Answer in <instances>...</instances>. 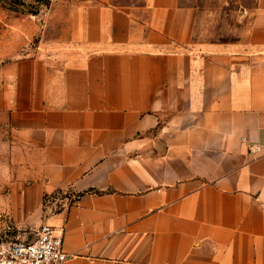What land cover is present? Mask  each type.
<instances>
[{
  "label": "crops",
  "instance_id": "0c3cea01",
  "mask_svg": "<svg viewBox=\"0 0 264 264\" xmlns=\"http://www.w3.org/2000/svg\"><path fill=\"white\" fill-rule=\"evenodd\" d=\"M238 2L218 41L181 0L71 1L60 53L5 71L14 226L62 229L63 264H264V0Z\"/></svg>",
  "mask_w": 264,
  "mask_h": 264
},
{
  "label": "rangeland",
  "instance_id": "374dc122",
  "mask_svg": "<svg viewBox=\"0 0 264 264\" xmlns=\"http://www.w3.org/2000/svg\"><path fill=\"white\" fill-rule=\"evenodd\" d=\"M73 0H0V100L3 99L6 81L12 82V71L24 60L47 58L59 54L66 30L62 27L67 6ZM118 4L136 3L140 0H113ZM249 0H244L247 2ZM183 4L197 5L204 9L199 13L195 26L197 40H234L241 26L238 19V0H181ZM24 65V66H23ZM9 79V80H8ZM0 229L3 219H11L1 208ZM6 216V217H5ZM10 232L11 236L22 231H35L25 227ZM29 237H32V235Z\"/></svg>",
  "mask_w": 264,
  "mask_h": 264
},
{
  "label": "built area",
  "instance_id": "2783aa9c",
  "mask_svg": "<svg viewBox=\"0 0 264 264\" xmlns=\"http://www.w3.org/2000/svg\"><path fill=\"white\" fill-rule=\"evenodd\" d=\"M1 222L0 264H63L71 256L64 251L62 229L42 224L35 231H22L23 237L11 236L8 233L20 229L11 219Z\"/></svg>",
  "mask_w": 264,
  "mask_h": 264
},
{
  "label": "trees",
  "instance_id": "16d2710c",
  "mask_svg": "<svg viewBox=\"0 0 264 264\" xmlns=\"http://www.w3.org/2000/svg\"><path fill=\"white\" fill-rule=\"evenodd\" d=\"M79 195H81V194H78L77 196H79Z\"/></svg>",
  "mask_w": 264,
  "mask_h": 264
}]
</instances>
